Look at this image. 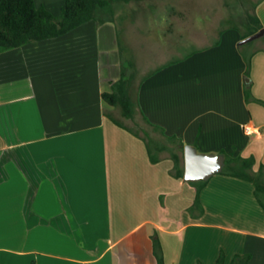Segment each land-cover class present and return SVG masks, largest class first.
Masks as SVG:
<instances>
[{"label":"crops","instance_id":"1","mask_svg":"<svg viewBox=\"0 0 264 264\" xmlns=\"http://www.w3.org/2000/svg\"><path fill=\"white\" fill-rule=\"evenodd\" d=\"M33 1L55 17L65 2ZM255 13L264 29V0ZM124 39L109 18L0 52V264H156L153 238L163 264H215L220 251L224 264L246 254L264 264L254 185L220 172L195 205L183 153L190 145L264 166V43L228 28L141 77L136 116L183 145L178 178L171 148H153L152 162L145 137L116 125L101 97L124 48L141 50Z\"/></svg>","mask_w":264,"mask_h":264},{"label":"rangeland","instance_id":"2","mask_svg":"<svg viewBox=\"0 0 264 264\" xmlns=\"http://www.w3.org/2000/svg\"><path fill=\"white\" fill-rule=\"evenodd\" d=\"M259 1L144 0L128 4L115 3L112 5L111 15L103 11L99 16L102 19L112 18L118 26L120 37H125V41L129 39L142 42L141 50L133 53L138 54L136 57L126 47L122 51L121 61L127 68L126 73H134L132 90L135 91L147 69L158 67L213 43L218 34L228 28H235L246 34L247 16L253 13ZM263 43L264 38L258 37L253 46L260 47ZM129 62L133 66L128 68ZM113 114L117 120L152 141L153 145L177 149V144L163 138L139 116H135L133 120H125L116 109ZM3 162V158L0 159V170ZM261 177L264 182V172ZM259 198H264L262 192L259 193Z\"/></svg>","mask_w":264,"mask_h":264},{"label":"trees","instance_id":"3","mask_svg":"<svg viewBox=\"0 0 264 264\" xmlns=\"http://www.w3.org/2000/svg\"><path fill=\"white\" fill-rule=\"evenodd\" d=\"M141 1L144 0H65L61 14L55 17L44 8H37L33 0H0V52L19 48L33 42L64 36L91 21L102 23L104 19L100 18L99 14L107 11L111 15L113 4H128ZM255 8L256 6L253 9V13L247 16L245 22L247 33L242 34V40L260 31L264 32L255 13ZM262 37H264V33ZM243 57L248 62L244 54ZM123 64V61H121L119 79L111 84V91L103 93L101 97L108 106L119 111L122 119L133 120L138 113L136 90H132L134 73L127 74V68ZM132 66L130 62L127 64L128 68ZM248 95L249 91L247 88L245 90V98ZM112 121L119 127L125 128L123 123L116 118H112ZM129 130L131 131V129ZM144 139L146 140L150 160L152 162L158 161V158L152 155V149L158 148V151H160L164 147H161V145H153L152 141L146 138ZM168 141L177 144L178 149L182 151L183 145L178 143L175 138H169ZM169 151L174 162L175 176L182 178V159L174 153L173 149ZM224 156L225 162L221 173L251 182L255 188V197L264 208V198H259L260 192L264 196V182L261 177L264 166L261 165L258 172H253V158H232L226 154ZM194 183L197 184V193L194 202L197 205L198 193L206 184V181H195ZM153 254L156 258V264H163L161 247L156 238H153ZM249 259L250 256L247 254L234 255L229 264H248ZM215 264H224V254L222 251H220Z\"/></svg>","mask_w":264,"mask_h":264},{"label":"water","instance_id":"4","mask_svg":"<svg viewBox=\"0 0 264 264\" xmlns=\"http://www.w3.org/2000/svg\"><path fill=\"white\" fill-rule=\"evenodd\" d=\"M263 31L249 36L241 41L247 43L263 35ZM184 179L186 181H207L213 175L222 171L225 158L219 154L198 153L190 145L184 147Z\"/></svg>","mask_w":264,"mask_h":264},{"label":"built area","instance_id":"5","mask_svg":"<svg viewBox=\"0 0 264 264\" xmlns=\"http://www.w3.org/2000/svg\"><path fill=\"white\" fill-rule=\"evenodd\" d=\"M242 129H243V131L246 133V134H249L250 132H251V129H250V126H248V125H243L242 126Z\"/></svg>","mask_w":264,"mask_h":264}]
</instances>
